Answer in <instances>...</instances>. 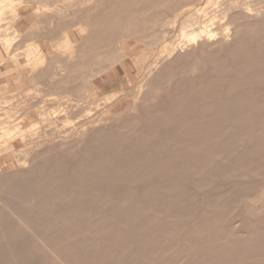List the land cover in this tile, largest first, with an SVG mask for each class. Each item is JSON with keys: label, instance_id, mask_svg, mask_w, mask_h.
Returning a JSON list of instances; mask_svg holds the SVG:
<instances>
[{"label": "bare ground", "instance_id": "1", "mask_svg": "<svg viewBox=\"0 0 264 264\" xmlns=\"http://www.w3.org/2000/svg\"><path fill=\"white\" fill-rule=\"evenodd\" d=\"M16 1L0 0V20L4 8L13 5L14 14L26 15L31 23L30 27L15 30L21 31L15 41L31 42L25 46L22 58L19 53L6 55L14 37L0 43V75L37 76L44 86L32 85L29 89L34 91L33 97L12 106L14 112L24 113L26 129L20 126L23 121L12 119L11 114L0 119V264H264V215L257 217L263 222L258 230L248 237L231 239L232 248L216 244L224 232H233L231 224L237 220L232 223L230 207H221L214 198L232 203L237 191L225 187L228 183H216L211 193L202 190L209 183L207 178L222 173L218 162L227 161L226 169L244 172L264 164V140L255 126L264 125V79L259 70L254 77L244 75L253 66L249 57L264 55L260 51L264 35H259L260 26H264V0H197L182 5L171 19L173 25H179L182 43L163 45L158 50L142 71L147 82L143 80L137 86L136 94L133 91L136 114L117 118L100 111L101 105L111 103L112 98L92 99L84 93L86 90L80 92L76 86H68L65 79L60 58L75 60V49L68 45L75 37L68 34L67 44L60 48L56 30H60L61 12L70 6L54 10L48 0H31L34 6L21 9ZM27 8L32 10L29 15ZM48 19L57 21L54 31L41 28ZM167 20L160 26L169 24ZM258 21L263 24L259 26ZM163 33L164 39L167 32ZM225 53L231 55V62L221 59ZM200 54L206 69L200 79H191L200 81L207 90L212 87L207 77L209 69L219 70L229 96L220 99L210 93L209 99H188L177 91L192 85L181 83H167L164 93L155 95L154 82L163 83L164 74H183ZM8 63L9 68L1 71V66ZM257 65L263 63L258 61ZM1 98L0 104H12ZM185 102L192 114L189 118L194 115L197 120L193 125H228L225 131L172 132L176 125H191L188 116L174 111L175 106ZM139 104L146 112L140 111ZM149 105L155 108L148 110ZM5 106L0 108V116L8 113ZM127 120L142 125L138 127L142 135L151 132V140L142 135L128 138L130 132L106 137L107 127L124 125ZM21 144L24 147L18 149ZM127 144L131 149L126 151ZM106 150H113V154L105 156ZM212 156H222L224 161ZM194 159L197 164L191 163ZM133 169L145 170L133 176L143 191L136 201L131 194L135 188L119 189L122 178H132L122 172ZM46 170L65 173L46 174ZM237 184L240 191H250L247 182ZM260 184L264 185V178L255 186ZM263 197L264 188L254 198L240 201L245 204ZM235 215L245 220L244 224L252 217L246 211ZM171 217L175 220L166 222ZM187 225L193 237L187 240L190 235L184 233L187 241H177V252L162 258L168 254V243L162 244L159 235L181 232ZM252 258L259 259L251 262Z\"/></svg>", "mask_w": 264, "mask_h": 264}, {"label": "rangeland", "instance_id": "2", "mask_svg": "<svg viewBox=\"0 0 264 264\" xmlns=\"http://www.w3.org/2000/svg\"><path fill=\"white\" fill-rule=\"evenodd\" d=\"M26 1L27 0H18L16 2H20V5L22 7L21 9H25L24 6H29V7L34 6L33 4H31L32 3L31 0H28V2ZM196 1L197 0H94V1L93 0H57V1L48 0V2L51 4L50 8L54 10L58 8L66 7L67 5L70 6V9H66V11L61 12L62 18H60V20L62 22L59 28L60 30L59 31L56 30L57 35L60 36V39H58L56 43L60 48L67 44L65 39L68 34H74L75 37L68 42V45L73 46L75 49V54H74L75 60L71 62L67 58H60L61 62L57 61L60 62V64H62L63 67H65L64 74L66 76L65 79L69 83L68 86L70 85L76 86L77 89H80V92L86 90L84 91V93L86 95H89L92 99H97L105 96H106L105 98L108 99L112 98L113 101H111V103L105 104V106L101 105L100 111L102 112H109V114L115 116L116 118L122 115L125 116H128L129 114L135 115L137 112L136 110H134L136 109L134 107L136 88L139 84L145 81V78H143V72H142L143 69L148 64V62L155 57L156 53H158V50H160L163 45L173 46L182 43V39L184 38H181L178 32L179 25L178 23H175L173 25L171 19L173 14L182 5L188 3L190 4L195 3ZM87 7H90L89 11L86 10ZM31 11L32 10H30L29 8L26 12L29 15L31 14ZM9 15L11 16L10 18ZM86 16L88 17V19ZM16 17L18 16L14 14L13 5H8L7 8H4V12L2 13V17L0 20V22L3 23L2 26H1L2 23H0V33L2 34V36H0V43L3 42L5 39L10 40L13 39L12 37H14L13 39L14 41L12 40L13 44L11 47L8 48L6 55L7 57H9L16 53H19L20 57L22 58L25 52L24 50L25 46H27V44H29L31 41L29 43L28 42L24 43L22 41L16 42L15 40L17 39V35L20 34L21 31L19 32L15 30L16 29L21 30L25 26L30 27L31 23L30 22L28 23L26 21L25 18L26 15L23 17H18V18ZM166 18L169 20H167ZM165 20H167V22L170 21L169 24L166 23L164 25L166 27L164 26L161 27L160 25ZM56 22L48 19L46 20L45 23L42 24L41 28L45 29L46 31H52V30L54 31V29H56L55 28ZM171 24L172 26H174L173 28L170 27ZM262 24L263 23L260 22L259 26ZM260 27L261 29H259L260 30L259 35L261 36L264 35V26H260ZM11 31L14 32L15 36H13L14 34ZM163 32L164 33L167 32L166 38H164L165 40L161 36ZM119 46L121 49H119ZM15 47L16 49H14ZM4 48L6 49V46ZM262 48L263 50L260 51L264 54V46H262ZM203 58L204 56L202 54L198 55V59L192 61V63L189 65V67L186 68L183 74H179V73L164 74L163 83L154 82L152 84L153 88L156 87L155 89H153V91L155 90L157 91L155 95H158L159 93L163 92L162 90L163 86L167 83H174V84L181 83L184 85H190V86L192 85L191 88L179 89L177 91L179 95L186 96L188 99H191L193 97L197 99L201 96H205L208 98L211 96L210 93H213L214 97L216 98L218 97L220 99L221 97L223 98L229 96V92L225 88V84L227 82H225L223 75L219 73V70L211 71L209 69V72L207 73L208 74L207 77L211 79L210 85H212V87L207 90L201 87L200 81L198 83L192 80V79L201 78L200 73L203 71V68H205V66L202 65L201 63V60ZM57 59L59 60V58ZM221 59L223 61L225 60L228 62L232 61L231 55L229 53L221 54ZM239 59H243L245 61L246 58L239 57L238 60ZM20 60L21 61L19 62H22V59ZM249 61H251L253 66L248 69L250 72H246L244 75L254 77L257 71L259 70L262 79H264V55L263 58H261L260 56L256 58L254 55L250 56ZM258 61L260 63H263V65H257ZM10 64L11 63H8L7 64L8 66L7 65L1 66L2 68L1 71L5 72L6 68H9ZM54 65L52 64V67L50 68L51 72L53 71ZM4 75L5 74L0 75L1 76L0 97H4L1 99L6 100L7 103H12V104H8L9 106L8 105L5 106L6 103L0 104V108L2 107L3 109V106H5L4 108L8 111V113L1 115L0 119H3V117L6 116V114H11L12 119L18 117V120L23 121L20 124V126L24 130L26 129L25 125H27L28 123L27 118H25L24 113L21 110H19L18 112H14L12 106L14 105V102H16L15 104H17L20 101H23L24 99H26L27 101L30 100L33 97L34 91L30 90L29 88L32 85H40L41 87H43L44 83L42 81L40 82V79L37 76L35 78H33L32 76L30 77L24 76L20 78L17 75H15V73L7 74L5 76ZM47 78H50L49 75ZM145 82H147V80ZM133 91L135 94H133ZM226 93L228 95H226ZM140 106L141 104L138 105L140 111L146 112L144 111L145 109L140 108ZM155 106L157 105L155 104ZM148 107H149L148 110H153L155 108L154 105H149ZM174 111L186 117L188 116L187 118H189L192 115L189 112L188 102H185V104L181 105V107H179V105L175 106ZM0 112H2V110ZM209 113L210 111L206 109L205 114L209 115ZM194 117L195 116L193 115L192 118L187 119L188 121L185 118V120L191 125H176L171 129V131L172 132L175 131V133L178 135L179 134L182 135V133H187L189 130L190 131L193 130L195 133L197 132L206 133L209 130H211L212 132L217 131L221 133L224 132L225 131L224 128L228 126V125H193L196 124L195 121H197L196 119H193ZM185 120L181 122L185 123L186 122ZM208 123L209 122L206 120V124ZM263 123H264V119H263ZM123 124L124 125H110L109 127H107L105 132L106 137L108 136L109 138H112L117 135H122V133L124 132L126 133L130 132L128 138H135L142 135L141 133L138 132L139 130L138 127L142 125H132L133 124L132 120L131 121L127 120ZM255 126H256L257 134H259L261 139L264 140V125H255ZM149 134H151V132H149ZM149 134L148 135L143 134L142 136L145 137L144 139L147 138L151 140V138H149L150 137ZM93 143H95V141ZM23 147L24 145L21 144L18 147V149H21ZM124 147H125L124 150L126 151L129 148L131 149V147L128 144L124 145ZM175 149L179 150L180 146H175ZM112 151L113 150H110L111 153H107L106 150L105 156H107V154L112 155L113 154ZM79 156L80 154H78L77 157ZM212 157L217 160L221 159L222 162L224 161L222 156L221 157L212 156ZM226 162L224 161V163H220V162L217 163L220 165L219 167L222 173L218 174L216 172V175H213L210 178H207L206 176L208 180L207 182L209 183H206V185L203 187L202 190L205 191L206 194L211 193L210 189L215 187L216 183L219 184L228 183V185L225 187H230L231 191H237V194H235L236 201L233 200L232 203L224 200L223 202H221L220 201L221 198L220 199L214 198L217 201V203L218 202L221 203V207L224 204H227L230 207L228 216L234 217L231 218L232 223L235 220H237L235 223L231 224V226H234L233 232L231 231L229 233L224 232L222 235L219 236V239L216 240L215 243L219 245H223L226 248H232L233 247L231 246L233 240L232 238H238V237L243 238L246 236L248 237L249 234H251L255 230H258V228H260L263 224V222L261 221L262 218L257 219V217L264 215V201H263L264 197L263 200L260 199V200L248 201L245 202V204L240 200L244 199L245 197L246 198L249 197L250 199L254 198L259 193V191L262 188H264V185L262 184L255 186V184L258 183L260 179L264 178V164L261 165L256 170L244 172L243 169H239V170L226 169L229 167V165H227L228 162L227 163ZM191 163L197 164L198 162L197 160L194 159L192 160ZM44 172L46 174L48 173L58 174L62 172L65 173L64 171H56V170H50V171L46 170ZM144 172L145 170L142 169L136 171L133 169V170H129V172H125V171L122 172L124 174L126 173L131 174L132 178H127V179H124L126 177L122 178L120 182L122 181L124 182L123 184H121V186H119V189L126 190L128 186H132L133 188H135L131 191L132 196H136L135 199H133V201L140 199L143 193L142 187H140L141 186L140 183L134 182L135 178H133V176L134 174L139 175V174H143ZM163 172L164 170L161 173ZM166 173H167L166 176L169 177V173L165 171V174ZM194 176L196 177L197 174H195ZM191 178H193V176H191ZM242 181H245V183L247 182L250 191L243 192L239 190L240 184L237 183ZM76 188L78 189V186ZM121 193L122 192L117 193L116 195ZM225 193H228L227 189L225 190ZM123 195L124 194L120 196ZM79 200H81V198H79ZM238 201H239V205L237 206ZM241 203H243L244 205L241 206ZM139 205L143 207L142 204ZM221 207H218L217 210L223 209ZM143 209L144 208H140V210ZM240 209H242L241 211L244 212L246 211V214H248V216L251 217L252 215L250 220H248L249 222H247L246 224H244L245 220H240L238 216L235 215L236 213L241 212ZM175 218H177V216ZM175 218L173 219V217H171L169 219L170 221H166V222H171L175 220ZM170 225L171 224H168V226ZM187 228H189V225L185 226L181 232L175 231L172 232L171 234H168L169 232H167L159 235V237L162 238L161 239L162 244H164L165 242L168 243L167 244L168 249H166L167 251H165L168 254H163L162 258L165 257L166 255H169V252L172 253L177 252V248L180 247V245L177 244V241L184 244L185 241L193 237L192 232L187 231L186 230ZM184 233L186 235H190L188 236L187 240H185L186 238L183 236ZM121 236L126 237L125 234H122ZM212 243L214 242H211V244ZM262 248L264 247L262 246ZM256 259L252 258L251 262Z\"/></svg>", "mask_w": 264, "mask_h": 264}]
</instances>
